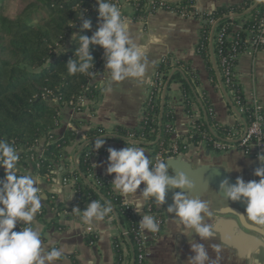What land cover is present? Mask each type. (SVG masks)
<instances>
[{"label":"trees","instance_id":"trees-1","mask_svg":"<svg viewBox=\"0 0 264 264\" xmlns=\"http://www.w3.org/2000/svg\"><path fill=\"white\" fill-rule=\"evenodd\" d=\"M5 1L0 0V140L9 143L16 150L19 166L24 169L31 168L41 178L51 179L57 169L62 168V176L74 182L78 203L85 199L97 200L101 204L109 202L112 212L106 218L112 215L118 218L125 229L124 237L131 251L130 259L124 258L121 248L123 236L114 239L113 264H139L133 239L137 220L131 211L123 206L122 199L112 191L111 187L99 176L93 175L90 157L87 156L85 148L91 149L89 153L92 155L104 154L103 147L95 151L93 144L97 138L111 134L118 136L120 141L124 142L131 136L137 144L149 147L154 152L159 150L172 152V146H175V151L170 153L171 157L181 155L189 147H197L201 144L210 152H219L213 149V143L229 136L232 130L244 129L250 124L252 117V111L245 104L242 87L237 79L230 77L229 83L226 84L221 60L228 48L235 47L238 54L246 50L247 32L253 33L259 22L264 20V0H260L258 6L248 14L249 16L229 17L249 10L255 4V0H245L231 7H219L203 17L196 52L204 61L213 85L217 86L219 83L210 54V46H212L213 59L222 86L226 93H231L229 96L231 106L241 118L234 128L223 127L215 121L204 95L202 103L205 108V118L193 119L191 108L196 103V87L199 85L197 73L191 69L189 63L176 61L167 56L155 67L154 86L145 103L139 125L133 129L115 127L110 133L102 127L91 128L86 133L87 144L77 155L75 170H69L66 152L69 141L74 138L73 134L66 131L63 137L58 138L53 132L58 126L60 110L63 107L68 106L79 111L83 109L82 106L77 105L81 98L95 101L98 96V90L92 84L93 78L80 74L70 76L66 67L67 61L74 58L75 50L79 46V37H91L97 30L99 21L96 0H16L12 16L3 11ZM196 1L198 0H181L171 4L152 0L150 5L154 7L147 9L148 2L138 0L131 3L130 18L133 21L146 20L158 10L173 11L187 16L193 11ZM81 11L84 12V18L91 22L89 30H81L82 21L78 20ZM92 14H95L94 17L89 19ZM211 20L217 21L215 28L210 25ZM242 20V30L246 32H237L238 40L217 41L219 33L224 32L228 35L232 27ZM70 36L72 39L69 46H66ZM60 46L64 49L63 53ZM219 51L221 53H218ZM90 54L94 60L92 71L97 76L102 72L105 62L103 49L99 46H90ZM160 76L162 83H166L170 77L164 99L163 87L158 85ZM173 84L179 86L184 111L192 120V129L185 139L172 138L174 112L169 107V93ZM239 107H244L242 113H239ZM125 143L129 146L135 145ZM39 145H42L41 159L32 161L30 156L35 155L33 149ZM17 175L21 174L17 173ZM4 178L5 173H0V180ZM17 227L16 225L13 231H18Z\"/></svg>","mask_w":264,"mask_h":264},{"label":"crops","instance_id":"crops-1","mask_svg":"<svg viewBox=\"0 0 264 264\" xmlns=\"http://www.w3.org/2000/svg\"><path fill=\"white\" fill-rule=\"evenodd\" d=\"M244 1L198 0L193 6V11L187 16L173 11L158 10L149 15L145 21H133L129 18L127 22L133 40L148 46L147 59L149 63L146 78H150L151 82L144 84L130 80L116 82L113 83L112 93L106 94L103 89L108 81V73L104 69V62L102 72L92 80V84L98 90L96 100L90 101L84 98L83 109L79 111L68 106L60 110L58 126L53 133L61 138L66 131H70L74 136L66 148L69 170H75L77 155L80 149L86 145V133L91 128L102 127L110 133L115 127L133 129L139 125L153 83L155 67L167 56L176 61L189 63L191 69L197 73L199 85L196 87V103L191 108L193 119L204 120L205 118V108L202 103L204 95L211 107L215 121L223 127L234 128L241 121L240 115L231 106L228 93H223L219 84L213 85L205 69L204 61L196 52V47L203 25L202 15H208L219 7H231ZM122 6L125 15L132 13L127 5L123 4ZM153 37H156L155 42ZM71 39L72 36L68 39L66 46H69ZM234 72L242 87L244 100L247 103L258 101L264 109V47L256 53L245 51L240 54ZM169 96V107L174 112L172 138L174 140L185 139L192 129V120L184 111L178 85L171 86ZM125 146L129 145L120 140H109L104 143L107 150L109 148L120 150ZM41 147L42 145H39L35 151H41ZM138 147L142 148L149 159L153 160V152L149 147ZM262 155H264V151ZM181 156L193 167L209 165L226 171L229 170V165L232 171L226 172L235 179L239 177L245 182L258 181L259 179L254 176V170L261 166L257 158L244 154L237 147H232L226 152H210L201 144L197 147H189ZM90 162L93 175L99 176L112 189L111 183L114 174L106 175V155L95 154L91 157ZM59 169L53 178L47 179L39 177L31 168L24 169L17 164L18 174H31L39 179L36 186L40 189V195L43 197L39 210L41 215H35L31 226L40 230L42 247L45 252L50 251L53 247L59 248L63 252L64 255L61 259L54 261L53 264H113L114 239L121 236H123L121 241L123 256L130 259V246L124 237L126 236L125 229L115 215L105 218L103 222H98L92 231H88L87 227L82 224L81 213L75 212L74 208L83 211L92 200L85 199L78 203L73 185L63 186L61 184L62 173ZM53 179L56 180V183H53ZM143 188L144 185L141 184L137 192L133 194L135 198L140 197ZM55 189H60L61 193H56ZM112 191L123 201L132 205L131 195L125 198L113 189ZM145 203L146 201H144V206ZM208 208L211 214H204L206 222L214 225V220L218 218L235 220L230 215L220 217L212 214L213 209L233 208L230 205L228 207V203L225 201L215 199L213 206L210 202ZM159 213L162 214L165 221L164 229L160 237L149 246L146 264H186L194 255L190 250L193 240L204 244L211 260L210 264L213 261L215 264H264V249L258 250L251 258H242L239 256L236 246L222 243L218 234L215 233L214 238L209 241H200L191 230L185 231L181 225L174 224L166 211L162 210ZM182 232L184 235L181 234ZM251 235L258 237L254 234ZM213 245L220 249L219 253L215 251Z\"/></svg>","mask_w":264,"mask_h":264},{"label":"clouds","instance_id":"clouds-1","mask_svg":"<svg viewBox=\"0 0 264 264\" xmlns=\"http://www.w3.org/2000/svg\"><path fill=\"white\" fill-rule=\"evenodd\" d=\"M96 4L99 21L97 30L91 37H79L74 58L66 63L68 75L80 74L96 78V73L92 71L94 60L90 54V46H99L103 49L104 69L108 73L104 93H112L113 83L116 82L130 80L140 84L150 83V78H146L148 46L133 40L129 24L115 3L96 0ZM78 20L82 21L81 30L91 28V22L84 18L83 11ZM152 39L156 41V37ZM60 48L63 53L64 49ZM104 143L102 137L97 138L93 150L98 151ZM107 151L105 172L106 175L114 174L112 189L125 198L131 195L133 203L130 207L134 208L136 214L144 207L146 200L152 202L154 198L157 206L163 205L166 193L171 190L174 192L172 204L166 212L172 222L181 225L185 231L191 230L200 241L214 238V225L204 219V214H211L207 201L190 195L194 185L183 172H175L174 176H170L168 163L161 161L153 165L144 150L135 145L125 146L120 150L109 148ZM18 159L16 150L9 143L0 140V168L5 170V178L0 180V264H53L64 254L55 247L45 252L40 230L31 226L41 208L43 197L36 186L39 183L37 177L31 174L17 175ZM257 160L261 165L254 170L258 181L245 182L238 177L234 184L222 181L219 189L223 193L222 200L244 203L245 212L236 215L246 223L261 226L257 231L264 232V155H258ZM228 169L226 171H232L229 165ZM141 184L144 188L140 197L135 198L133 194ZM74 211L81 213L82 224L88 231H92L98 222H103L109 216L112 206L109 202L101 204L94 200L83 211L78 208H74ZM17 223L25 226L20 231H13ZM138 225L142 233L160 231L159 223L150 214H144ZM181 234L184 235L183 232ZM212 247L219 253L217 246ZM190 250L194 255L186 264H210L211 260L203 243L193 240Z\"/></svg>","mask_w":264,"mask_h":264},{"label":"built area","instance_id":"built-area-1","mask_svg":"<svg viewBox=\"0 0 264 264\" xmlns=\"http://www.w3.org/2000/svg\"><path fill=\"white\" fill-rule=\"evenodd\" d=\"M138 0H127V2H124V5H127L131 11H132V6L131 3L132 2H136ZM148 2L149 7L147 9L153 8L152 4V0H145ZM161 2H163L162 0H160ZM110 2L115 3L117 5L118 8H120L122 15L124 18H126V20H128L130 18V15H125L123 12V6L120 5L118 0H110ZM95 14H92L89 16V19H92L94 17ZM249 16V15H248ZM204 15L201 16V19L203 20ZM131 19V18H130ZM141 21H145L141 20ZM210 25L215 28L217 25V21H209ZM242 23L243 20L241 22H239L238 25H235L232 27V31L231 33H229L228 35H226L224 32H221L217 35V41L218 42H222L223 40H227L229 42L232 41H236L239 39L237 32H246L244 30H242ZM245 44L247 45L246 50L245 51H249L250 53H256L257 51L261 50L264 47V20H261L259 22L258 27L255 29V31L253 33H249L247 32V35L245 37ZM244 51V52H245ZM218 53H221V51H219ZM240 56V54L237 53V50L235 47H231L228 48L225 52L224 57L221 60V65L222 67H224V76L226 77V84L229 83L230 81V77L236 79V75L234 72L235 69V65L234 62L236 63L238 60V57ZM159 86H161V88L165 86V83H162L161 80V76L159 77ZM154 86V83L151 84V88L150 91L148 93V97L151 94V90ZM228 95L230 96L231 93H228ZM148 99V98H147ZM84 98H81L78 102L77 105L79 106H84ZM245 104L251 109L252 111V117H251V122L249 125H247L244 129L241 130H232L231 134L223 139H221L220 141H216L213 143V149L219 152H226L228 149L232 148V147H237L240 151H242L244 154L246 155H251L255 158L258 157V155H262L263 151H264V109L262 108V106L260 105V103L258 101H252L251 103H247L245 101ZM70 106H72V103H70ZM244 107H239L238 111L239 113L243 112ZM128 141H132V142H136L134 139H132V137H128L127 138ZM87 144V143H86ZM103 147V151H104V155H106V157L108 158V151L107 149ZM175 146H172V152L170 150H159L153 152V165H155L156 163L159 162H165L167 159L171 158L170 153H173L175 151ZM85 150H87V156L91 157L95 154H90L89 152L91 151V149H87L85 148ZM33 151L35 152V155H31L30 159L32 161L34 160H38L41 159V151L36 152L35 148L33 149ZM91 155V156H90ZM0 173H5V170L3 168H0ZM49 179V178H47ZM61 184L63 186H67L69 184H72L74 186V182L72 180H70L69 178L63 177L61 178ZM123 201V200H122ZM123 206L127 209L131 211V214L133 216H135L136 220H137V226L136 228L133 230V239H134V243L135 246L137 248V262L139 264H146V257L148 254V248L149 246L156 241L160 235L163 232L164 229V225H165V221L164 218L162 216V214L159 213V211L156 210V208L154 207L153 203L150 200H146L145 206L143 209L140 210V212L138 214H136L135 210L133 207H130L131 205L129 203H127L126 201H123ZM38 216L41 215V211H38L36 213ZM144 214H150L153 215L156 219V221L159 223L160 225V231L158 233H142V231L139 228V221L141 219V217ZM17 230L20 231L23 229L24 224H18L17 223ZM126 235V233H124Z\"/></svg>","mask_w":264,"mask_h":264},{"label":"water","instance_id":"water-1","mask_svg":"<svg viewBox=\"0 0 264 264\" xmlns=\"http://www.w3.org/2000/svg\"><path fill=\"white\" fill-rule=\"evenodd\" d=\"M120 5L124 4V0H118ZM165 3H171L175 4L180 2L181 0H162ZM260 0H256L255 4L252 8L245 11L242 14H233L230 15V18H237V17H244L247 16L252 10H254ZM213 36V35H212ZM212 41V38H211ZM210 54L212 57V63L213 67L217 76L218 83L221 87V90L223 93H225L224 88L222 86L216 64L213 59V52H212V46H210ZM170 82V77L165 83L164 89H163V99L166 95L167 87ZM230 104V102H229ZM104 141H109L112 139H119L118 136L113 135H105L102 137ZM120 140V139H119ZM125 142L129 144H137L136 142L125 140ZM84 148V146H83ZM80 151H82V149ZM165 163L169 164V175L174 176L175 172H183L187 178L193 183L194 190L190 195L194 197H199L203 200L207 201V204L211 202V205L213 206L215 199H221L223 193L219 189V185L222 181L227 180L229 184H234L236 179L231 177L225 170L219 168V167H213L209 165H200L197 167H193L190 162L185 160L181 155L171 157L165 161ZM59 171H62V168L59 169ZM53 183H56V180L53 179ZM56 193H61L60 189L54 190ZM173 191H168L165 196V202L163 205L157 206L154 202L153 198V205L156 208L157 211H166L167 208L172 204V198H173ZM225 201V200H222ZM233 208V211H231L229 208H219V209H213L212 214L216 216H226L230 215L235 220H229V219H223L218 218L214 220V231L216 234L220 236V239L222 243L226 245H234L236 246L239 256L242 258H251L252 255L257 253L258 250L264 249V232L257 231V229L261 226H257L251 223L244 222L239 216L236 215V213L243 214L245 212L246 205L242 202H231V201H225ZM251 234H254L258 237H255Z\"/></svg>","mask_w":264,"mask_h":264},{"label":"rangeland","instance_id":"rangeland-1","mask_svg":"<svg viewBox=\"0 0 264 264\" xmlns=\"http://www.w3.org/2000/svg\"><path fill=\"white\" fill-rule=\"evenodd\" d=\"M16 5V0H6L3 7H4V13L12 16L14 14Z\"/></svg>","mask_w":264,"mask_h":264}]
</instances>
